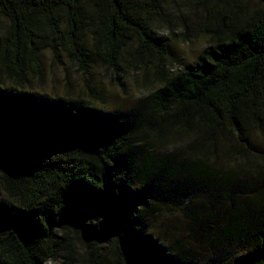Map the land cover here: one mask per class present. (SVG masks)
I'll use <instances>...</instances> for the list:
<instances>
[{"label":"trees","instance_id":"1","mask_svg":"<svg viewBox=\"0 0 264 264\" xmlns=\"http://www.w3.org/2000/svg\"><path fill=\"white\" fill-rule=\"evenodd\" d=\"M171 34L208 39L174 75ZM45 53L84 75L141 71L161 86L134 113L44 94L32 85ZM225 131L245 150H221ZM255 134L264 0H0V264H192L150 230L157 210L199 197L210 206L185 207L192 242L211 253L216 237L227 242L205 264H264V228L251 232L246 207L264 168ZM177 137L190 140L191 176L152 153ZM143 171L151 181L137 188Z\"/></svg>","mask_w":264,"mask_h":264},{"label":"rangeland","instance_id":"2","mask_svg":"<svg viewBox=\"0 0 264 264\" xmlns=\"http://www.w3.org/2000/svg\"><path fill=\"white\" fill-rule=\"evenodd\" d=\"M170 40L173 56L168 70L172 75L180 72L187 65L196 62L203 49L208 45V39L204 36H196L193 38L189 36L184 38L183 35L171 34ZM43 60L46 76L42 81H33L32 88L35 91L54 96L92 101L98 107L111 113H134L144 105V100L161 86L160 82L153 76V73L146 77L141 71H129L128 73L117 74L94 68L90 74L84 75L75 66L67 62L63 56L54 60L50 53H45ZM221 138V150L233 151L235 146L236 149L245 150L243 144L239 143L236 135L231 132L225 131L221 134ZM250 140H252V149L254 148L262 156V164L264 166V135L255 134ZM188 142L190 140L177 137L175 141L169 143L167 146H163L161 150L160 148L152 150V153L156 157L165 156V158L172 159L176 167L181 165L185 168L183 176H191L190 171L185 167V163L189 160L185 152ZM138 160L141 159L138 158ZM140 162L137 161L138 171L142 164ZM259 173L262 174L256 183L259 191L255 192L252 200L247 202L246 206L249 210L248 219L252 224L251 227H253L251 232L255 228H264V168L259 167ZM150 181V174L143 171L137 177L136 182L140 184L137 188H145ZM211 184L215 183H210V187ZM192 199V202L188 200L184 205L182 203L177 205L174 202L169 205V202H167V205L174 210V213H171V211H165L163 213L157 210L155 213L157 219L155 220L156 222H153L150 231L158 244L173 250V255L180 256L181 254L190 252L192 259H189V261L192 264H205L208 259L214 257V253L219 252V256H221L225 252L224 247L226 245L224 244L227 243L226 235L221 234V236L213 240L215 242L213 253L196 247L192 242V238L189 237L193 231L195 232L196 223L193 224L191 222L193 214L191 215L190 208L188 210L185 207L190 204L192 209L202 211L204 209L203 207L210 206V203L208 198L206 200L202 197ZM233 203L237 205L240 202ZM221 210V208L214 210V215H223L220 218L221 220H228L231 223L240 220L230 216L227 218L224 215L225 211Z\"/></svg>","mask_w":264,"mask_h":264}]
</instances>
